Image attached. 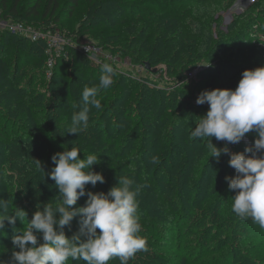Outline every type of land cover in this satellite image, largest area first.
Here are the masks:
<instances>
[{
    "label": "rangeland",
    "instance_id": "374dc122",
    "mask_svg": "<svg viewBox=\"0 0 264 264\" xmlns=\"http://www.w3.org/2000/svg\"><path fill=\"white\" fill-rule=\"evenodd\" d=\"M14 1L8 0V3ZM71 1L60 0L62 19L48 29L68 35L63 28L74 20L66 17L68 9L74 10L73 16L78 17L85 13L88 5H102L112 15L108 19L113 21L126 18L129 16V8H119L122 1L133 5L136 16H143L138 21L140 31L153 26L167 29L168 34L171 33L172 44L177 46L181 42L185 44L187 41H194L197 42L195 52L202 49L204 53L201 54L205 55V59L199 58L198 64L193 68L196 72L190 77L193 69L185 73H168L166 62L162 61L150 64L154 71L147 70L143 63L117 51L119 55L116 62L111 64L116 72L114 83L110 88L101 90V95L97 97L101 101L102 111L91 109L88 128L78 134L79 137L88 136L90 144L100 148L99 152L93 153L85 152L87 150L83 146H76L81 152V159L89 154L99 156L100 163L93 165L92 170L101 173L105 182H97L95 187L87 185L88 191L107 193L121 176L133 179L134 187L143 185L137 196L138 215L142 224L140 235L147 239L149 252L140 251L142 255H138L139 262L131 263L264 264V230L251 219L241 220L231 211V197L235 192L228 188L224 179L226 175H235V170L227 163L229 156L222 154L217 162L209 157L212 149L207 140L193 139L190 134L198 123L199 116L208 110L207 104L195 103L206 81H215V86H221V89L234 90L243 70L264 66V0H77V5H72ZM34 3L39 4L38 10L41 12L46 0H18L23 13L32 10ZM154 15L162 17V20H146L155 17ZM18 18L30 22L36 16L32 14ZM93 31L94 29H90L88 33L77 35V39L96 42L88 35ZM207 40L222 42L214 49L213 44ZM8 44L12 45L9 51ZM26 45V41H19L13 36H8L0 45L4 63L9 69L8 74L16 76L15 81L19 82V87L25 83L26 75L22 73L36 72L43 67L46 69L44 77H38L31 85L23 86L28 93H34L27 103L30 111L28 119L17 117L13 112V105L4 102L5 99L0 100V199L8 201L10 214L16 213L18 209L27 213V210H42L44 204L55 207L59 194L48 175L55 166L51 157L75 147L76 137V134L67 132L71 116L65 118L59 113V108L54 110V103L59 100L50 101L47 100V94L42 95L52 75V67L46 65L44 57L36 64L26 62L21 67L19 60L18 66L14 65V47L26 48ZM39 46L34 45L33 51H37ZM212 49L213 53L209 55L208 51ZM72 54L74 51L69 53ZM65 55L68 52L61 56ZM59 59L60 56L56 57L58 62L55 72L61 75L56 79H63L64 74L69 72L74 76L71 67H75L70 62L63 64ZM25 60L22 58L21 63ZM203 70L205 71L201 73ZM99 79L92 78L90 81L93 85H98ZM121 80L125 90L121 89ZM7 88L9 87L2 88L0 94ZM127 91L131 95L125 100L122 94L125 95ZM137 95L145 99L148 96L155 97L149 102L144 99L139 103L136 102L139 98ZM67 99L65 100L72 102L69 112L73 115L79 102L71 94ZM7 102L12 103L11 100ZM49 104H53V109L47 111L43 105L45 107ZM151 108L155 114L151 113ZM50 113L51 117L48 118ZM143 115L148 119L140 118ZM155 116L158 119L167 117L171 121V153L167 158L173 160L168 164L167 170L153 169L154 165L151 163L158 139ZM247 135L250 138L249 144L237 147L228 144L229 150L243 152L246 145L252 144L255 134ZM211 143L217 148L225 146L224 141H217L214 137L211 138ZM162 173L167 175V180H160ZM152 178L156 181L154 187L151 186ZM216 191H224L225 195L214 200L205 209V202L213 198ZM86 199L87 196L81 197L73 207H83ZM162 204L173 206L176 221L172 224L165 222L168 220H164L161 213H158L162 211L158 210ZM27 220H31V217L21 220L17 218L14 225L5 221L4 232H0V260L8 261L12 252L18 251L13 248L11 238L14 232L27 227ZM78 221L79 217L74 218L71 229H64L66 236L78 232ZM69 264L82 262L70 260Z\"/></svg>",
    "mask_w": 264,
    "mask_h": 264
},
{
    "label": "clouds",
    "instance_id": "9594fccd",
    "mask_svg": "<svg viewBox=\"0 0 264 264\" xmlns=\"http://www.w3.org/2000/svg\"><path fill=\"white\" fill-rule=\"evenodd\" d=\"M115 69L109 63L101 65L98 85L85 86L81 93V105L71 116L67 132L78 135L89 126L91 109L101 110L97 97L101 90L114 83ZM197 105H208L204 115L191 131L193 139H206L212 149V157L219 161L222 154L229 156L228 165L235 170L232 177L225 176L227 186L235 192L231 211L241 220H248L264 230V66L245 69L235 89L214 88L203 90L196 97ZM254 133L250 146L243 152H231L228 144L240 143L247 134ZM224 141L217 148L211 138ZM80 150L71 147L54 154L55 166L48 173L58 190L59 201L55 207L44 204L37 210L27 227L14 232L11 242L14 249L8 261L0 264H110L119 259L120 264H129L140 251H147V239L140 235L142 224L138 215L137 196L143 185L134 187L128 176L117 179L107 193L88 191L104 183V176L92 170L99 164V156L89 154L80 158ZM38 167L41 168L40 162ZM159 157L151 158L153 165ZM87 196L83 207H73L78 199ZM9 203L0 199V232L5 221L14 225L17 218L26 219V212L18 209L9 213ZM79 217L78 232L66 236L64 229H71L74 218ZM99 230V231H98Z\"/></svg>",
    "mask_w": 264,
    "mask_h": 264
},
{
    "label": "trees",
    "instance_id": "16d2710c",
    "mask_svg": "<svg viewBox=\"0 0 264 264\" xmlns=\"http://www.w3.org/2000/svg\"><path fill=\"white\" fill-rule=\"evenodd\" d=\"M201 1H207V0H201ZM103 2H116L115 0H103ZM72 5H77V0H72L70 2ZM119 8L126 7L129 8V16L123 19H119L117 21H113L112 19H108V16H112L111 13L106 11V9H103V6H93L88 5L87 8H85V13L81 16L75 17L73 16L74 10L68 9L66 17L68 18H74L71 22H69L66 26V28H63L65 32H68L67 34L73 39H77V35H83L85 33H88L90 29H94L92 33H89L88 35L94 39L99 45H101L104 48H107L112 51H120L125 55L130 56L134 61L145 63L149 62L151 65H154L157 62L165 61L167 65L168 73H185L187 71H190L196 65L199 61V58H204L205 55L201 54L204 53V51L201 49L198 52H195V47L197 46V42L194 41H187L185 44L183 42L178 44L177 46L172 44L170 41V34L167 31V29L159 28L157 26L143 28L146 29L144 31H140L138 27V21L143 18L142 15H135V11L132 8V4H125L124 2L120 1ZM39 4H33L32 10H27L26 13H23V7L18 4V0H15L11 4L8 3V0H0V16L15 19L16 21H20L26 24H30L34 27H40L48 29L52 27L53 23L59 22L62 17L60 15V0H46L45 5L43 6V10L40 12L39 10ZM40 12V13H39ZM32 14H35L36 19L33 21H25L20 20L18 18L19 16H30ZM155 17H152L151 19H146L148 22L151 20V22L162 20V17H159L158 15H154ZM148 18V17H147ZM150 18V17H149ZM77 24V25H76ZM140 31V33H139ZM8 36H13L15 38H18L20 40L26 41L27 45L26 48H20V47H14L15 50V59H14V65L18 66V61L20 60V66L24 67L26 62H31L36 64L37 62H41L43 57L46 60V46L43 41H32L26 37L19 36L18 34H14L8 31L0 30V45L3 41L6 40ZM210 44H213L212 48L216 47L218 43L222 42V40H207ZM206 41V42H207ZM40 45L37 48V51H33L34 45ZM175 46V49H173ZM12 48V45L8 44V51ZM215 49V48H214ZM212 49L210 52L208 51L209 55L213 53ZM217 49V48H216ZM71 51H74V54L69 55ZM68 55L60 56L61 63L65 64L67 62H70L71 65H73L75 68L71 67V71L74 73V76H72L71 72L68 74H64V78L61 80H57L56 78L61 75L56 74L57 69V62L56 59L54 61V65L52 66V75L51 79L47 83V89L45 92L42 93L44 96L47 94V100L50 101H56L58 102L54 103L57 108L60 109L59 113H62V115L65 118H69L70 112H69V106L72 104V102H68L66 100L67 96L71 94L72 98H75L77 102H79V105H81V93L85 86H94L93 83H91V79H98L101 75V67L99 65L92 64V62L80 51L75 49L74 47L68 48ZM23 56V57H22ZM259 56V55H257ZM256 56V57H257ZM22 58H25L26 60L24 63H21ZM205 59V58H204ZM205 61V60H203ZM230 68L235 69L234 66H229ZM8 67L4 63V56L2 52V47L0 46V90L2 88L8 86L7 90H4L3 93L0 94V100L5 99L4 102L7 104L13 105V112L16 114L17 117H24L25 119L29 118V110L27 107V103L31 101L32 96L34 95L33 91H30L31 93H28L24 85L29 86L32 83L36 81L38 77H44L46 75V69L44 67L42 69H38L36 72H27L22 73L23 75H26L25 83L22 84V87H19V82L15 81L16 76L13 74H8ZM87 71L89 73H87ZM205 70L201 71L204 72ZM207 71V70H206ZM58 75V76H57ZM220 76V75H219ZM87 77V78H84ZM122 80L120 81L121 89L125 90V85L122 84ZM213 81H206L204 87H202L203 90H210L214 88H222L215 86L214 83H211ZM212 84V85H211ZM214 86V87H213ZM118 87V86H117ZM201 91V92H202ZM141 94V93H140ZM101 95V94H100ZM131 92L125 93V95L122 94L125 100H128L130 98ZM138 100L143 101L145 97H140ZM155 96H148L146 98V102H149V100H153ZM55 98V99H54ZM66 99V100H65ZM11 100L12 103L7 102ZM79 100V101H78ZM139 102V103H141ZM158 103V100L156 101ZM48 104V103H47ZM76 104V103H75ZM78 104L75 106L74 110L75 112L78 111ZM145 106V105H144ZM43 108H45L47 111L50 109H53L52 105H46ZM152 114H155L153 108L150 109ZM56 112V111H55ZM58 113V114H59ZM144 116V117H143ZM140 116V118L145 119V115ZM157 116V115H156ZM155 116L156 119V126L158 131V139H157V150L155 152V156L159 157V164L154 165L153 169H165L167 170L168 164L170 165V162H172L173 159H168V154L171 153V144L169 143V126L171 124V121L167 117H160L159 119ZM51 117V113L48 115V118ZM71 118V117H70ZM146 119H148L146 117ZM152 122V121H151ZM158 122V123H157ZM51 128L55 129L51 125H49ZM56 130V129H55ZM68 130V129H67ZM57 131V130H56ZM61 132L60 130H58ZM64 133V130L62 131ZM83 136V135H82ZM79 135H76L74 137V144L75 148L76 146H83L86 148L85 152H99L100 148L97 146H93L90 143V140L87 138L88 136L84 135L82 137ZM83 141L84 143H80ZM94 144L97 145V143L94 142ZM102 150V149H101ZM163 174V173H162ZM219 171L217 170L216 177H218ZM160 180L165 181L167 180V175H161L159 176ZM150 182V181H149ZM156 184V181H151V186L154 187ZM159 189V187H158ZM158 191V190H157ZM156 192V191H155ZM159 193L161 190L158 191ZM225 195L224 191H216L213 194V198L207 200L205 202V209L209 207L211 204H213L214 200H219L223 198ZM161 208L158 210V213H161V216L164 220H168L165 222H169L172 224L176 221V215L175 210L173 206L170 204L169 206H164L163 204L160 205ZM157 210V209H156ZM155 210V212H157ZM180 210V207H179ZM27 216L26 218H29V216L32 218V215L34 214V210L30 212L27 210ZM152 250V249H151ZM149 252V250L147 251ZM141 253V254H140ZM145 253V251H144ZM142 255V252H138L135 257L129 261V264H132V261L139 262V256ZM139 255V256H138ZM110 264H120L119 259H113L110 261Z\"/></svg>",
    "mask_w": 264,
    "mask_h": 264
},
{
    "label": "built area",
    "instance_id": "2783aa9c",
    "mask_svg": "<svg viewBox=\"0 0 264 264\" xmlns=\"http://www.w3.org/2000/svg\"><path fill=\"white\" fill-rule=\"evenodd\" d=\"M0 30L22 35L32 41H43L46 46V65L50 68L54 65L56 57L66 54L69 47H74L84 54L92 64L100 66L104 63L114 64L119 55V52H113L94 41L73 39L59 31L53 32L51 29L34 27L2 16H0ZM195 72L196 69H193L189 76H193ZM249 143L250 138L246 135L240 143L229 144V146L237 147Z\"/></svg>",
    "mask_w": 264,
    "mask_h": 264
},
{
    "label": "water",
    "instance_id": "95a60500",
    "mask_svg": "<svg viewBox=\"0 0 264 264\" xmlns=\"http://www.w3.org/2000/svg\"><path fill=\"white\" fill-rule=\"evenodd\" d=\"M144 68L147 69V70H152V71L155 70V69H152V67H151V65H150L149 62H145V63H144Z\"/></svg>",
    "mask_w": 264,
    "mask_h": 264
}]
</instances>
